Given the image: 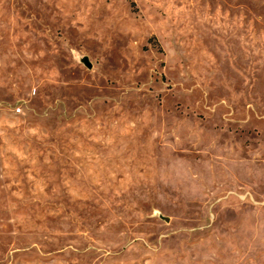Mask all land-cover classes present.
I'll use <instances>...</instances> for the list:
<instances>
[{"label":"rangeland","instance_id":"obj_1","mask_svg":"<svg viewBox=\"0 0 264 264\" xmlns=\"http://www.w3.org/2000/svg\"><path fill=\"white\" fill-rule=\"evenodd\" d=\"M0 264H264V0H0Z\"/></svg>","mask_w":264,"mask_h":264}]
</instances>
